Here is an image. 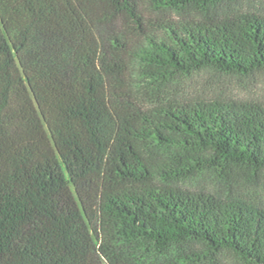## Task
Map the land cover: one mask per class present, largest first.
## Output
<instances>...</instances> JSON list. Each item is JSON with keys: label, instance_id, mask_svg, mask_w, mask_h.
Instances as JSON below:
<instances>
[{"label": "trees", "instance_id": "obj_1", "mask_svg": "<svg viewBox=\"0 0 264 264\" xmlns=\"http://www.w3.org/2000/svg\"><path fill=\"white\" fill-rule=\"evenodd\" d=\"M244 0H0V264H264V73Z\"/></svg>", "mask_w": 264, "mask_h": 264}, {"label": "rangeland", "instance_id": "obj_2", "mask_svg": "<svg viewBox=\"0 0 264 264\" xmlns=\"http://www.w3.org/2000/svg\"><path fill=\"white\" fill-rule=\"evenodd\" d=\"M244 6L264 12V0H244ZM199 89L211 95L253 97L264 100V73L237 75L217 71H204L192 81ZM264 200V180L250 189ZM226 264H243L233 257H225Z\"/></svg>", "mask_w": 264, "mask_h": 264}]
</instances>
